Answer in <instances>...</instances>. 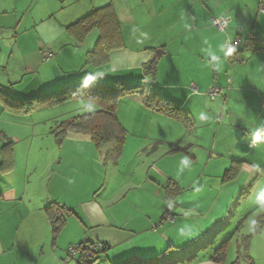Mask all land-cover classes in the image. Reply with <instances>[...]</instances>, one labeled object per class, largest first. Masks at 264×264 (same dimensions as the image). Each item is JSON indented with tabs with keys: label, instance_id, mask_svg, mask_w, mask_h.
<instances>
[{
	"label": "crops",
	"instance_id": "0c3cea01",
	"mask_svg": "<svg viewBox=\"0 0 264 264\" xmlns=\"http://www.w3.org/2000/svg\"><path fill=\"white\" fill-rule=\"evenodd\" d=\"M258 2L0 0V91L6 96L25 100L69 85L118 80L151 86L192 119L186 128L145 108L139 94L120 99L116 116L126 140L118 162L131 167L139 161L137 168L120 172L112 168L118 162L107 163L86 135L68 134L56 146L51 133L59 120L75 117L64 119L65 114L95 105L69 101L17 115L15 104L0 95V166L4 156L9 162L7 172L0 168V264H63L65 250L83 239L108 246L93 264H228L210 258L232 222L220 224L227 219L229 203L251 180H257L252 191L264 190V174L256 178L264 170V140L257 138L264 134V53L242 47L238 57L245 62L234 63L224 41L236 36L264 40ZM109 4L123 46L108 54L105 65L85 66L98 32L78 45L65 28ZM220 16L229 18L223 33L210 23ZM45 51L53 54L47 61ZM151 61L156 64L154 81L143 73ZM228 80L224 98L206 97L209 88L227 87ZM66 105H72L68 113L59 114ZM50 151L48 170L39 173V163ZM234 161L244 165L233 181L221 183ZM32 169L40 175H32ZM34 185L42 188L35 207ZM181 186L205 194L204 213L191 201L168 202V194ZM215 190L220 195L212 199ZM50 202L72 211L55 241L42 211ZM187 206L182 217L179 212ZM167 210L174 223L162 222Z\"/></svg>",
	"mask_w": 264,
	"mask_h": 264
},
{
	"label": "trees",
	"instance_id": "16d2710c",
	"mask_svg": "<svg viewBox=\"0 0 264 264\" xmlns=\"http://www.w3.org/2000/svg\"><path fill=\"white\" fill-rule=\"evenodd\" d=\"M65 30L78 45L83 44L90 32L94 30L98 32V39L93 49L85 55V66L101 67L105 65L107 63L108 54L111 51L121 49L123 46L119 24L114 9L110 4L93 9L76 22L67 26ZM241 38L243 40L244 49H249L252 52L262 51L264 53L263 39L253 36ZM50 54L52 57L53 54L51 52ZM143 73L150 81H154L156 77L155 61L145 64L143 66ZM132 94H139L145 108L166 116L167 118L182 124L186 128L192 125V119L183 108L175 105L162 94L151 88V86L146 84L126 85L118 80L113 81L109 85L83 82L69 85L53 93L25 100L14 99L8 95L6 96L4 92L0 91L1 97H4L7 100L5 103L9 104L8 102L11 101L12 107L15 104L14 113L17 115H26L42 108H53L69 101H83L95 105L97 107L96 111L62 121L52 129L51 133L55 138L56 146H60L68 134L86 135L90 139L94 148L103 154L104 160L111 164H116L122 156L126 140V132L120 125L116 116L117 105L120 99ZM257 138L259 140H264V134L259 135ZM7 148H10V142L4 143L2 146V154ZM8 163L9 162H7L6 157L4 156L0 166L1 173L7 172L9 169ZM242 165H244V162L234 161L230 167L224 171L221 178L222 183L233 181L237 177ZM261 174H264V170H259L256 178ZM256 182L257 180L254 179L246 185L245 188L247 191L245 193L247 194V197L250 195L249 190L251 192L254 189ZM175 195L176 193L174 191L168 194L169 203L174 202ZM44 212L51 228L52 241H55L61 229L65 226L67 219L72 214V211L55 202H50L44 207ZM166 213L171 214L167 210L163 213L162 220ZM263 227L264 215H261L252 234H258ZM252 234L244 237V242L247 243ZM81 242L82 241H80V243ZM102 244L105 245L106 248L97 254L93 263L108 247L106 244ZM225 244L226 243L223 242L215 249L210 258L211 261L215 263H223L226 260ZM246 245L248 246V244ZM247 246L245 247L246 253ZM247 257L248 256H246V258ZM190 261L191 259L188 262ZM124 264L153 263H148L143 260L138 262L129 260ZM232 264H239L238 258Z\"/></svg>",
	"mask_w": 264,
	"mask_h": 264
},
{
	"label": "rangeland",
	"instance_id": "374dc122",
	"mask_svg": "<svg viewBox=\"0 0 264 264\" xmlns=\"http://www.w3.org/2000/svg\"><path fill=\"white\" fill-rule=\"evenodd\" d=\"M0 43L2 44V42ZM75 104H79V103H75ZM69 106H72V105H66L65 107L60 108L58 111L59 114H62V112L68 113L69 108H71ZM80 106L81 107L79 109L77 108L74 112H71V114H69L68 116L67 114H65L64 119H68L69 117H73L76 115L87 114V113H90V111H94L97 109L96 106L95 107L90 106L86 108H82V105ZM60 122L61 120H59L58 123ZM52 153L53 152L50 151L48 153V158H43L42 159L43 162L39 163V168H38V170H40L39 173H41V171L46 172L48 170L46 166V162L51 160ZM138 163L139 161L135 160L132 164H130L131 167H129L128 165H126V163L119 161L118 165H115V167L112 166V168H115L116 171L120 170V172L130 171L131 168H135V167L137 168ZM31 173L32 175L34 174L40 175L39 173H36L35 169H32ZM181 179L187 180L188 178H180V180ZM193 179L199 180L200 177L193 178ZM220 182L222 183V179H220ZM31 189H32L31 198L33 199L32 206L35 207V203L40 201V190L42 188L36 187L34 185ZM175 190L177 191V189ZM246 191L247 189L245 187L243 188L242 186V189L240 190V192H238L235 195L234 199L229 203V208L227 210L228 216L226 217L227 219L225 220L223 219L220 222V224L224 223L226 225L227 220L229 219L232 220L231 224L228 225L227 228H224L222 232L226 234L222 240V243L223 242L226 243L225 244V259L227 260L228 264L230 263L232 264L237 258H238L239 264H264V227L260 230L258 234H252L254 228L257 225L259 217L261 215H264V190L258 189L256 192L255 191L250 192L249 190L250 195L248 197H247V194L245 193ZM204 195H205L204 193L202 194L197 189L190 191L188 190V188L184 189L183 186H181V189L179 187V190L176 193L175 198H178L179 203H183V201H186V202L191 201L195 203V205L201 206L200 211L204 213L206 211L202 209L206 205V202L203 200ZM210 195L212 199H216L220 195V191H216V190L212 191ZM208 202H210L209 199H208ZM44 207L42 208L43 212H44ZM188 208L189 207L187 206L186 208L181 209V212L179 213H182V217L185 216V212L188 211ZM222 233H219V234H222ZM50 234H51V228H50ZM251 234L252 236L247 241V243L244 242V237H247ZM49 241L51 242V238L49 239ZM246 244H248V246ZM246 246H247V249H246L247 253L245 252ZM246 256H248L249 258L248 257L246 258Z\"/></svg>",
	"mask_w": 264,
	"mask_h": 264
},
{
	"label": "built area",
	"instance_id": "2783aa9c",
	"mask_svg": "<svg viewBox=\"0 0 264 264\" xmlns=\"http://www.w3.org/2000/svg\"><path fill=\"white\" fill-rule=\"evenodd\" d=\"M258 13L264 15V0H259ZM211 26L218 32H225L227 25L229 23V18L225 16L213 17L211 18ZM224 47L228 56L233 57L232 61L234 63H244L245 59L238 57V53L243 47V40L240 36L234 38H226L224 41ZM51 57L50 52H43V60L47 61ZM230 87V80H228L227 87L213 86L209 88L205 95L210 101H215L216 99L224 98L225 91ZM261 108L264 109V94L261 96L260 101ZM162 222H174V216L171 214H165L163 216ZM106 247L100 242H92L83 239L82 242L70 245L65 252L63 258V264H92L95 260L97 254L104 250Z\"/></svg>",
	"mask_w": 264,
	"mask_h": 264
}]
</instances>
